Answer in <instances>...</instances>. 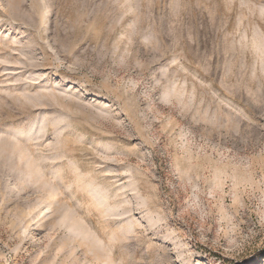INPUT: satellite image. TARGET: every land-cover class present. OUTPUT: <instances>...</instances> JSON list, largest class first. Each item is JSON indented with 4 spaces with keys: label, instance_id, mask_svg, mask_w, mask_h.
Wrapping results in <instances>:
<instances>
[{
    "label": "rangeland",
    "instance_id": "rangeland-1",
    "mask_svg": "<svg viewBox=\"0 0 264 264\" xmlns=\"http://www.w3.org/2000/svg\"><path fill=\"white\" fill-rule=\"evenodd\" d=\"M0 264H264V0H0Z\"/></svg>",
    "mask_w": 264,
    "mask_h": 264
},
{
    "label": "bare ground",
    "instance_id": "bare-ground-1",
    "mask_svg": "<svg viewBox=\"0 0 264 264\" xmlns=\"http://www.w3.org/2000/svg\"><path fill=\"white\" fill-rule=\"evenodd\" d=\"M46 11L49 12V8H48V7L46 8ZM45 14H46V13H45ZM45 17H46V16H45Z\"/></svg>",
    "mask_w": 264,
    "mask_h": 264
}]
</instances>
